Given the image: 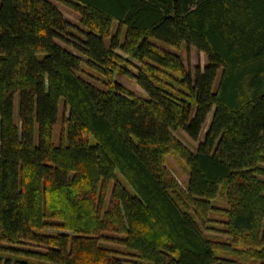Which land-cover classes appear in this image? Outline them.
<instances>
[{"label": "trees", "instance_id": "obj_1", "mask_svg": "<svg viewBox=\"0 0 264 264\" xmlns=\"http://www.w3.org/2000/svg\"><path fill=\"white\" fill-rule=\"evenodd\" d=\"M208 112L189 149L173 131L197 139ZM217 209L232 244L203 231ZM112 245L264 264V0H0V264H129Z\"/></svg>", "mask_w": 264, "mask_h": 264}, {"label": "rangeland", "instance_id": "obj_2", "mask_svg": "<svg viewBox=\"0 0 264 264\" xmlns=\"http://www.w3.org/2000/svg\"><path fill=\"white\" fill-rule=\"evenodd\" d=\"M56 5L58 6L59 10L62 12L63 16L68 19L71 22H77V15L75 12L71 11L70 9L66 8L65 6L61 5L60 3L56 2ZM176 53H178L183 61L184 66L192 73L194 70V67L198 65L199 67L202 66L203 62L205 61V57L202 51L195 49L193 46H184L183 44L178 45L174 49ZM84 68V67H83ZM83 71L85 73L91 72L89 69L84 68ZM84 77H87L88 79H91L89 75L84 74ZM115 78L120 80L126 87L133 90L135 93H142L141 89L134 83V81L131 78H128L125 75H115ZM93 80V79H92ZM65 114V108L62 107L61 102L58 103L57 107V119L53 124L52 127V139L54 142L57 141L59 134L62 132L63 129V123L61 121L62 115ZM210 115V112L206 115V120L204 122L203 127L200 129L198 133L197 139H191L189 138L182 130L176 129L173 131L174 135L189 149H193L196 145L197 140H199L203 134V131L206 127L208 117ZM164 164L168 172L171 176L174 177V179L177 181V183L180 186H183L185 184V181L187 179L186 177V170L184 167V164L182 163L179 156L173 152H167L164 155ZM117 177H119L117 175ZM214 202L218 208H223L225 203L223 202V199H221L220 196H216L214 199ZM218 211H215L214 214H208L209 220L205 223L206 226H209L207 228L202 226L203 231L205 234L210 235H217L222 241L224 242H230V237L223 231V215L220 212V209H217ZM214 227V229H213ZM111 244V243H110ZM29 246L35 247L34 244H28ZM114 248H116V254L120 258H122V261L124 263L134 264V262H139V259L133 254L131 250H128L120 245H112ZM222 254L229 255L230 257H233L230 252H227L225 250H222Z\"/></svg>", "mask_w": 264, "mask_h": 264}]
</instances>
